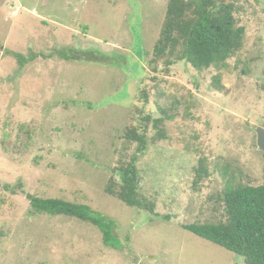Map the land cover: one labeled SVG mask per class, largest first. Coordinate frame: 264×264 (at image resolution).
<instances>
[{"label":"rangeland","instance_id":"374dc122","mask_svg":"<svg viewBox=\"0 0 264 264\" xmlns=\"http://www.w3.org/2000/svg\"><path fill=\"white\" fill-rule=\"evenodd\" d=\"M167 1L0 0V264H245L182 224L222 218L228 181L264 184L255 132L264 127V7L236 1L245 40L221 71L220 92L210 86L214 68L150 64ZM63 46L106 57L38 56L19 67L5 53ZM157 104L175 108V117L165 123L168 137L137 163L140 192L155 204L150 213L104 187L137 108L156 115ZM200 156L211 174L193 189ZM5 184L21 186L14 194ZM27 194L112 217L122 247L105 246L91 223L33 213Z\"/></svg>","mask_w":264,"mask_h":264},{"label":"trees","instance_id":"16d2710c","mask_svg":"<svg viewBox=\"0 0 264 264\" xmlns=\"http://www.w3.org/2000/svg\"><path fill=\"white\" fill-rule=\"evenodd\" d=\"M236 1L168 0L160 32L153 45L150 64L163 62L170 66L184 61L198 72L214 68L217 72L212 75L210 86L216 91H224L221 71L227 68L228 60L243 48L246 33L245 26L238 22L240 6ZM253 1L264 7V0ZM89 51L93 54H89ZM5 53L13 55L19 67L34 61L38 56H58L72 60L81 59L80 54H85L93 62H103L106 57V54L96 49L81 51L69 46L57 48L48 54H23L8 49ZM143 93L141 98L147 103L146 92ZM157 105L159 114L156 115L144 109L138 111L137 108V118L124 129L120 157L111 168L112 175L104 187L105 193L125 205L150 213L154 212L155 204L140 192L141 176L137 163L149 144L168 137L165 123L175 117V108ZM133 145L131 154L124 153ZM210 174L207 158L200 156L194 168L193 189H197ZM19 186L5 184L4 189L15 194ZM27 198L33 213L64 215L91 223L101 232L105 246L114 249L122 247L115 234L116 221L90 205L33 194H27ZM220 203L222 218L182 224V228L242 256L245 264H264V184L228 181L220 194ZM165 219L168 220V216Z\"/></svg>","mask_w":264,"mask_h":264},{"label":"water","instance_id":"95a60500","mask_svg":"<svg viewBox=\"0 0 264 264\" xmlns=\"http://www.w3.org/2000/svg\"><path fill=\"white\" fill-rule=\"evenodd\" d=\"M256 132V144L259 150L264 154V127L258 126L255 128Z\"/></svg>","mask_w":264,"mask_h":264}]
</instances>
